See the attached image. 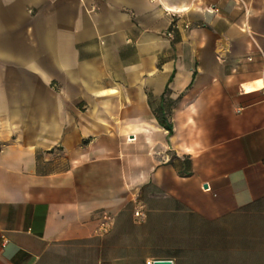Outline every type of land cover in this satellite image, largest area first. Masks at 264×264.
<instances>
[{
	"label": "crops",
	"instance_id": "obj_1",
	"mask_svg": "<svg viewBox=\"0 0 264 264\" xmlns=\"http://www.w3.org/2000/svg\"><path fill=\"white\" fill-rule=\"evenodd\" d=\"M156 260L264 264V0H0V264Z\"/></svg>",
	"mask_w": 264,
	"mask_h": 264
},
{
	"label": "trees",
	"instance_id": "obj_2",
	"mask_svg": "<svg viewBox=\"0 0 264 264\" xmlns=\"http://www.w3.org/2000/svg\"><path fill=\"white\" fill-rule=\"evenodd\" d=\"M157 120L159 123L164 126L169 132H171V127L167 124L165 117L162 113H156Z\"/></svg>",
	"mask_w": 264,
	"mask_h": 264
},
{
	"label": "built area",
	"instance_id": "obj_3",
	"mask_svg": "<svg viewBox=\"0 0 264 264\" xmlns=\"http://www.w3.org/2000/svg\"><path fill=\"white\" fill-rule=\"evenodd\" d=\"M169 36H172V32H169ZM135 217L140 218L143 216V213L140 210L134 212ZM147 264H153L151 261L147 262Z\"/></svg>",
	"mask_w": 264,
	"mask_h": 264
},
{
	"label": "water",
	"instance_id": "obj_4",
	"mask_svg": "<svg viewBox=\"0 0 264 264\" xmlns=\"http://www.w3.org/2000/svg\"><path fill=\"white\" fill-rule=\"evenodd\" d=\"M153 264H172L170 260H156Z\"/></svg>",
	"mask_w": 264,
	"mask_h": 264
}]
</instances>
